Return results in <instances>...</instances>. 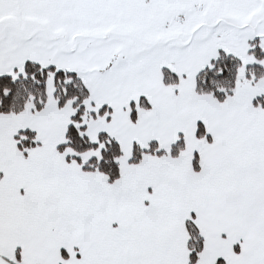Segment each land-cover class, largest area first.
I'll use <instances>...</instances> for the list:
<instances>
[{
    "label": "snow or ice",
    "instance_id": "6c2138e0",
    "mask_svg": "<svg viewBox=\"0 0 264 264\" xmlns=\"http://www.w3.org/2000/svg\"><path fill=\"white\" fill-rule=\"evenodd\" d=\"M0 264H264V0H0Z\"/></svg>",
    "mask_w": 264,
    "mask_h": 264
}]
</instances>
